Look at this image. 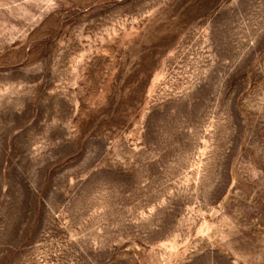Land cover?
<instances>
[{"label":"rangeland","instance_id":"374dc122","mask_svg":"<svg viewBox=\"0 0 264 264\" xmlns=\"http://www.w3.org/2000/svg\"><path fill=\"white\" fill-rule=\"evenodd\" d=\"M0 264H264V0H0Z\"/></svg>","mask_w":264,"mask_h":264}]
</instances>
